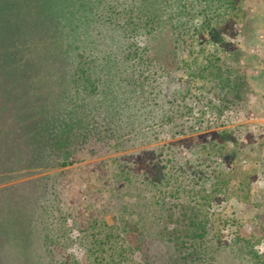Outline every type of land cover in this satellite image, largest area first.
I'll list each match as a JSON object with an SVG mask.
<instances>
[{
  "label": "rangeland",
  "instance_id": "374dc122",
  "mask_svg": "<svg viewBox=\"0 0 264 264\" xmlns=\"http://www.w3.org/2000/svg\"><path fill=\"white\" fill-rule=\"evenodd\" d=\"M58 15L67 64L55 39L23 46L36 0H0V50L11 33L39 94L80 63L106 95L116 61L131 105L114 90L120 133L98 122L68 166L1 173L0 264H264V0H66Z\"/></svg>",
  "mask_w": 264,
  "mask_h": 264
},
{
  "label": "trees",
  "instance_id": "16d2710c",
  "mask_svg": "<svg viewBox=\"0 0 264 264\" xmlns=\"http://www.w3.org/2000/svg\"><path fill=\"white\" fill-rule=\"evenodd\" d=\"M36 1L40 8V17L43 19L42 28L37 30L36 34L33 33L35 40L28 30H24L23 33L29 35L32 41L30 39L22 41L23 46L39 44L46 46L51 39H55L58 52L66 56L63 58L64 63L67 64V58L70 56L67 55L68 53L63 54V39L66 36L64 28L69 17L64 27L61 15L56 16L59 13V6L66 0ZM53 2L57 4L54 5ZM77 14L78 11L75 10L74 17ZM13 23L19 27L18 29L22 26L17 18L13 19ZM24 28H26L25 23ZM18 29H9V32ZM9 35L15 50L8 55L0 50V72L6 74L0 79V166L3 167L0 176L1 173L6 174L5 177L9 176L14 171L46 170L68 166L75 149L102 120H105L107 131L120 133V130L112 127L109 122L111 116H120L118 108H114L116 113H112L110 109L111 106L116 107L110 102L114 90L125 97L123 105L126 109L131 105L128 94L120 89L122 71L120 63L107 61L110 65L108 73L111 74V78L107 81L106 95H103L102 88L99 90L98 77L80 63L76 64L73 73L67 65L62 69L63 72H60L58 80L55 81V85L61 87L59 93L39 94L44 78L35 76L36 74L26 75L25 61L20 60V56L16 54L18 42L13 39L11 33ZM5 66L6 68L3 69ZM51 67L49 61L45 68L50 72ZM21 73L25 75L22 78H20ZM95 91H98V94L94 93ZM35 94L36 100L39 101L37 106L34 100ZM217 103L214 104L216 108L230 110L233 117L236 116L231 104L221 100H217ZM202 105L204 107L202 111H209V103L203 102ZM129 112L137 118L136 112L130 110ZM0 262H2L1 255Z\"/></svg>",
  "mask_w": 264,
  "mask_h": 264
},
{
  "label": "built area",
  "instance_id": "2783aa9c",
  "mask_svg": "<svg viewBox=\"0 0 264 264\" xmlns=\"http://www.w3.org/2000/svg\"><path fill=\"white\" fill-rule=\"evenodd\" d=\"M215 122H216L215 120H214V121L211 120V121L208 123V125H207V124H204L203 126H204V127H205V126L208 127V126L213 125V124L216 125ZM201 127H202L201 125H198V127H196V129H198V128L201 129Z\"/></svg>",
  "mask_w": 264,
  "mask_h": 264
}]
</instances>
